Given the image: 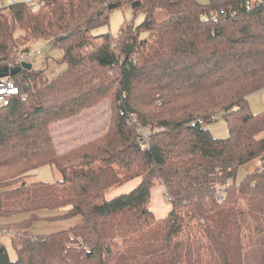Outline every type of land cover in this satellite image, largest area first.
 I'll return each mask as SVG.
<instances>
[{"label": "trees", "instance_id": "16d2710c", "mask_svg": "<svg viewBox=\"0 0 264 264\" xmlns=\"http://www.w3.org/2000/svg\"><path fill=\"white\" fill-rule=\"evenodd\" d=\"M38 1L0 10V78L20 87L0 107V219L26 216L0 224L16 254L0 241V264H264V167L236 178L264 157V109L248 103L264 90V0ZM126 9L113 36L110 16ZM35 41L59 45L65 68L10 75ZM105 100L106 129L59 151L52 127ZM217 114L226 139L197 124ZM43 166L60 180L27 182ZM41 210L81 220L32 236Z\"/></svg>", "mask_w": 264, "mask_h": 264}, {"label": "rangeland", "instance_id": "374dc122", "mask_svg": "<svg viewBox=\"0 0 264 264\" xmlns=\"http://www.w3.org/2000/svg\"><path fill=\"white\" fill-rule=\"evenodd\" d=\"M11 1H21V0H3V3L9 5ZM200 4H206L208 0H197ZM251 4L254 5L255 2L259 0H249ZM33 9V12L37 11ZM132 18V12L130 9L114 11L110 16L109 31L113 36H116L121 23L125 19ZM136 20H140L138 17ZM29 52L27 54V63L31 65V70L41 71L47 70L49 76L54 73H59L65 66L60 65V60L63 56V49L59 45L50 44L46 41H35L29 43ZM39 52V54H36ZM1 63L0 62V67ZM60 65V66H59ZM15 68V67H13ZM2 69V68H0ZM12 70V69H11ZM10 70V71H11ZM254 110H263L264 101L260 98H255L253 103ZM257 112V111H256ZM260 112V111H259ZM109 101L105 100L99 106L92 110L83 112L79 117L61 122L52 127V135L54 142L58 147L59 151L66 150L75 146L80 142H86L100 135L107 126L109 117ZM204 127L209 131V133L217 139H226L228 137L227 124L222 116V114H217L211 123H205ZM257 164L254 162L240 167L237 172V180H242L248 173H250ZM57 180V174L49 166H43L38 169L36 176L30 182H47L52 183ZM164 198V194H163ZM64 214L63 211H48L41 210L37 213V219L32 222L29 233L32 236H42L49 235L53 233L62 232L68 230L75 225H77L81 218L78 216L71 218H61L53 219L56 216ZM26 217L21 215L14 217L12 219H0V224L17 223L22 221ZM52 218V219H48ZM1 231V230H0ZM12 233L3 231L0 234V241L6 247L8 251V256L11 261L16 259L15 251L13 250L10 237Z\"/></svg>", "mask_w": 264, "mask_h": 264}, {"label": "built area", "instance_id": "2783aa9c", "mask_svg": "<svg viewBox=\"0 0 264 264\" xmlns=\"http://www.w3.org/2000/svg\"><path fill=\"white\" fill-rule=\"evenodd\" d=\"M18 2L25 3L26 5L30 6V8L32 10L36 9L38 4H39L38 0H21ZM18 2L11 1L10 4H14V3H18ZM9 5H7L6 3H3V0L0 1V10L6 9ZM245 7H246V9H250L253 7V4H251V2L248 0L245 3ZM220 14L224 15V12L221 11ZM36 54H39V52H37ZM24 63H27V55H20L15 59V61L10 63L7 70L10 71L11 69L19 68L18 66L21 67ZM13 67H15V68H13ZM19 95H20V87L15 83V81L13 79H11L9 77H1L0 78V107H4V106L9 105L12 98L19 96ZM197 124L203 126V125H205V122L202 120H199ZM194 125L195 124H193V126ZM254 162L257 164L256 168L264 167V157L255 159L253 161V163ZM230 183H231L230 180H228L227 184L229 185ZM164 197H165V195H164Z\"/></svg>", "mask_w": 264, "mask_h": 264}, {"label": "crops", "instance_id": "0c3cea01", "mask_svg": "<svg viewBox=\"0 0 264 264\" xmlns=\"http://www.w3.org/2000/svg\"><path fill=\"white\" fill-rule=\"evenodd\" d=\"M255 98H260L264 101V90L257 92V93H254L248 97V103H249L251 110L254 113H257V112L262 111V110H254L253 109V103L255 102ZM51 170H53V169L51 168ZM56 174H57V180L56 181H58V180H60V176L58 175L57 172H56ZM35 176H36V174L34 176L29 177L27 179V182L32 183L30 181L33 180V178ZM138 183H139V180H137V179L133 180L131 182H128L127 184L123 185L122 187H120L116 190H113L108 195V197H114V196L121 194V193H127L130 190H132L135 186H137ZM163 194H164V188L162 186H157L156 188H154L152 190L150 208H151V211L153 212V214L155 215V217L157 219L165 217L166 214L168 213V211L170 210V205L164 201Z\"/></svg>", "mask_w": 264, "mask_h": 264}, {"label": "water", "instance_id": "95a60500", "mask_svg": "<svg viewBox=\"0 0 264 264\" xmlns=\"http://www.w3.org/2000/svg\"><path fill=\"white\" fill-rule=\"evenodd\" d=\"M127 51V53H129V49H127L126 50ZM22 68H24V69H26V70H31V65L30 64H28V63H24L23 65H22ZM20 69L19 68H15V69H12L10 72H8L10 75H14V74H16L18 71H19ZM6 71V70H5ZM1 77H3L2 75H1ZM5 77V76H4Z\"/></svg>", "mask_w": 264, "mask_h": 264}]
</instances>
